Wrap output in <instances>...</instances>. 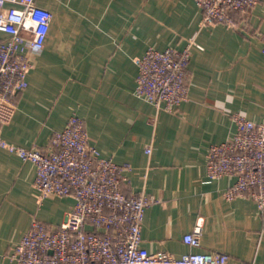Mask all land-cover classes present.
I'll return each mask as SVG.
<instances>
[{
    "label": "crops",
    "instance_id": "0c3cea01",
    "mask_svg": "<svg viewBox=\"0 0 264 264\" xmlns=\"http://www.w3.org/2000/svg\"><path fill=\"white\" fill-rule=\"evenodd\" d=\"M36 1L52 18L44 47L28 50L34 66L3 137L45 148L77 114L100 154L125 167L124 191L154 198L142 246L264 264V210L246 196L226 199L235 177L206 171L210 146L235 133V114L264 121V0L237 29L202 24L196 0ZM191 39L201 47L193 46L188 99L167 111L138 96L135 58ZM35 175L32 162L0 148V264H15L9 254L34 217L59 225L74 204L73 196L40 199ZM199 218L201 245L193 247L183 236Z\"/></svg>",
    "mask_w": 264,
    "mask_h": 264
},
{
    "label": "built area",
    "instance_id": "2783aa9c",
    "mask_svg": "<svg viewBox=\"0 0 264 264\" xmlns=\"http://www.w3.org/2000/svg\"><path fill=\"white\" fill-rule=\"evenodd\" d=\"M196 1L203 9L202 24L237 29L260 0ZM51 18L52 12L36 0H0V148L35 165L34 187L40 199L73 196L75 201L59 225L34 217L10 258L15 264H230L225 252L190 251L176 256L142 246L143 220L154 198L145 191H124L125 167L100 154L77 114L68 118L45 148L19 146L3 137V126L13 120L18 108L16 94L28 86L34 66L28 50L44 47ZM194 45L201 47L191 39L183 49L150 47L137 56V95L158 109L177 110L188 99ZM234 120L235 133L208 149L207 175L234 176L223 196L249 197L264 210V121L242 114H235ZM202 226L199 218L183 236L184 242L200 246Z\"/></svg>",
    "mask_w": 264,
    "mask_h": 264
}]
</instances>
